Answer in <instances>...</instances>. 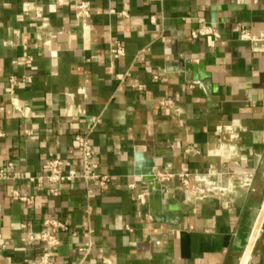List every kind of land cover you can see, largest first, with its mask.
Here are the masks:
<instances>
[{
    "label": "crops",
    "instance_id": "crops-1",
    "mask_svg": "<svg viewBox=\"0 0 264 264\" xmlns=\"http://www.w3.org/2000/svg\"><path fill=\"white\" fill-rule=\"evenodd\" d=\"M86 1L82 18L74 0H0V167L17 174L0 178V264H35L46 244L22 238L46 218L68 226L55 229L58 264H239L264 201V0ZM210 22L219 37L191 35ZM242 25L256 39H241ZM112 37L120 58L108 54ZM199 63L206 84L192 77ZM76 133L111 180L62 182L57 194L31 184L52 156L80 169ZM136 154L214 187L199 194L174 177L150 191ZM245 264H264V216Z\"/></svg>",
    "mask_w": 264,
    "mask_h": 264
},
{
    "label": "built area",
    "instance_id": "built-area-1",
    "mask_svg": "<svg viewBox=\"0 0 264 264\" xmlns=\"http://www.w3.org/2000/svg\"><path fill=\"white\" fill-rule=\"evenodd\" d=\"M54 1L57 4H62L65 0ZM74 8L76 13L82 18H87L90 15L89 4L86 0H74ZM112 11L114 12V10ZM118 13L124 14L123 11ZM201 34H212L214 37H219L218 29L215 23L212 22L203 23L191 30V35L194 37ZM239 37L241 39H256V36L248 29L247 26L244 25H242L239 29ZM108 54L111 58H120L125 54L124 45L119 39L114 37L110 38ZM137 57L141 61L145 60V58L141 54H138ZM23 59L25 62H30L31 57L28 54L24 53ZM128 75L129 72H125L121 77V81L125 82ZM16 83V78L14 76H11L9 78V88L10 93L13 97L11 98L10 104L13 111L22 114L24 108L22 104L18 103L16 101V98L14 97V89ZM132 85L138 88L142 87V84L139 83H132ZM192 85H194V82L191 83V86ZM161 103L168 105L169 107H173L170 100H162ZM174 110H176V108H174ZM98 121V118L95 119L91 124V128H93ZM26 132H29V130H26ZM0 135H3L2 129H0ZM74 139L80 151L81 167L79 170H73L69 168L71 162L67 158L52 156L43 161V163L41 164V169L37 174H32L27 177L29 182L37 187L47 185V190L52 194H57L59 189L58 186L60 183L71 181L74 179H81L87 183H91L97 186L98 188H103L111 180V175L109 173H103L97 170L98 163L94 160V147L91 141L89 140L88 136L83 133L74 134ZM7 166L13 170L14 164L12 161H8ZM154 175L159 182H165L174 177H177L179 179L181 187L199 194L205 193L214 187L213 185H211V183L208 182H206V184H199L197 181L200 180L199 178L202 176H198L196 174L191 176L188 172L185 171L173 172L170 170H156L154 171ZM9 176L16 177L17 174L13 172L10 175L6 173L4 167H0V178ZM10 193L12 196L17 197L19 200L25 203L32 202L33 194H21L17 189L14 188L11 189ZM137 196L142 202L145 200L144 192L138 193ZM44 223L46 226L44 230L28 232V234L23 236L22 239L27 242L41 240L46 244V249L40 254L39 258L35 261V264H58L56 261L50 258L52 253L51 247L55 246L59 241L58 237L55 235V229L58 227L66 229L68 228V226L56 218H46L44 220ZM89 232L90 229L85 232V235H88ZM8 243V241H3L1 245L6 246ZM91 244V240L87 239L80 246H78L77 249L83 254L82 260L90 251ZM61 264H81V260L77 263L65 261Z\"/></svg>",
    "mask_w": 264,
    "mask_h": 264
},
{
    "label": "water",
    "instance_id": "water-1",
    "mask_svg": "<svg viewBox=\"0 0 264 264\" xmlns=\"http://www.w3.org/2000/svg\"><path fill=\"white\" fill-rule=\"evenodd\" d=\"M191 66L193 68H195L194 64H191ZM197 66L199 67L198 74L193 72L192 77L193 78H200L203 81V84H206L205 80L208 78V75L203 73L201 63H199ZM153 165H154V162L152 159L145 158L141 154L135 155L134 166L136 168V171H137V173L142 174V177L146 180V182L148 184V188L150 191H152V185L154 184V182L157 181V179L155 178V175H154L155 170L152 168ZM263 216H264V201H263L262 206L260 208L259 214L256 218V221H255V224L253 226L251 235L249 237V240L247 242V245L245 247L244 253L242 255V258H241L239 264H245L246 263V260L249 256V253H250V250H251L252 245L254 243L255 237H256L258 230L260 228Z\"/></svg>",
    "mask_w": 264,
    "mask_h": 264
}]
</instances>
